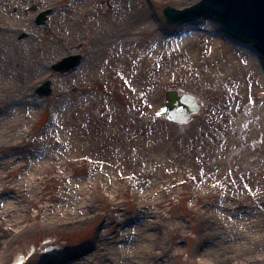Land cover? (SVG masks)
<instances>
[{
	"label": "rangeland",
	"instance_id": "rangeland-1",
	"mask_svg": "<svg viewBox=\"0 0 264 264\" xmlns=\"http://www.w3.org/2000/svg\"><path fill=\"white\" fill-rule=\"evenodd\" d=\"M11 1L21 9L18 18L13 12L0 17L5 28L0 29V264L26 258L33 246L36 252L25 264H264V142L248 151L263 155L259 164L238 154L233 156L237 164H226L222 101L243 82L233 69L210 60L209 43L218 39L229 54L242 58L248 53L244 59L262 65L261 77L264 59L254 46L236 41L214 20L166 23L165 6L183 9L199 0H151L162 31L140 48L150 47L155 59L163 45L170 73L160 89L144 91L131 87L124 75L99 69L101 52L91 48L94 39L46 36L72 29L54 16L61 10L58 0ZM122 1L103 0V5L115 8ZM82 5L77 2V10ZM20 14L33 16L37 37L19 22ZM186 33L188 43L176 51L173 42ZM11 40L20 46L18 62L9 61L5 46ZM191 52L200 59L196 75L173 64ZM72 54H81L83 64L66 73L53 70ZM47 80L52 95H36ZM170 89L200 98L202 110L191 122L160 117ZM241 91L236 102L244 100L251 112L259 102L264 111V86ZM129 130L135 140L127 139L126 145L120 141ZM253 132L264 141V118ZM117 230L123 235L119 243L113 241ZM142 236L155 243H143L144 250L125 257L123 248L136 249ZM47 241L53 251L44 254Z\"/></svg>",
	"mask_w": 264,
	"mask_h": 264
},
{
	"label": "bare ground",
	"instance_id": "bare-ground-1",
	"mask_svg": "<svg viewBox=\"0 0 264 264\" xmlns=\"http://www.w3.org/2000/svg\"><path fill=\"white\" fill-rule=\"evenodd\" d=\"M54 2L55 0H48ZM79 2L82 5L81 11L77 10L76 3ZM64 7V13L61 14V10ZM58 7L60 11L58 14L59 17L57 20L62 19V21L67 23V25L72 28L68 30L70 33H62L59 31H51L47 34V37L54 36L55 38H62L63 36L70 37L71 39L85 37L89 39H94L92 44L93 48L98 47L101 52V63L100 70L106 69L110 70V73L117 72L120 75H124V79L130 83L131 87H140L144 91L155 90L157 91L160 87L166 83L169 79L170 66L166 65V56L163 54V45H159L156 48V58L149 56V49L144 44V49H141L143 42L148 41V39L157 38L160 36L162 29L158 26L160 20V15L157 11L153 10L151 7V0H123L120 6L115 8H106L103 5V0H58ZM21 9V4H17L11 0H0V17L7 15L9 13L18 14ZM79 9V6H78ZM28 14V13H27ZM11 15V14H10ZM21 15V14H20ZM21 20L19 22H26L27 29L31 32L32 37H37L38 32L36 27L31 25L33 23V16L31 15H21ZM50 20V19H49ZM56 20V21H57ZM0 24H3L0 20ZM76 28H73V25H77ZM85 25L83 28L82 25ZM5 25V24H4ZM5 27H11L5 25ZM154 27L152 30L151 28ZM1 30L5 28L0 26ZM17 33L19 30L8 29L6 32ZM9 36L8 33H6ZM50 35V36H48ZM188 42V41H187ZM8 52H11L9 61L13 60L18 62L19 59V44L11 40L10 44H6ZM209 45L210 49V60H215L216 65H223L225 69L232 70L236 78L242 79L243 87L238 91H233V97L230 100L222 101L225 102L221 109L227 110L226 114V131L228 134V145L226 150L228 154L224 151V154L227 157L228 165L237 164L233 156L237 154L242 156L243 160L247 161L254 157L257 160V164L262 161V154H249V150L259 149L260 141L259 135H254V127L261 122L264 118V111H260L259 102L252 104L251 108L253 112L248 110L249 107L246 102H236L234 96L239 95L241 90H247L248 88H257V86H264V75L261 72V77L258 76V69H261L262 65L255 63L252 58L244 59L246 56L250 57L247 53L243 56L236 54H229L227 46L224 45V42L219 41L218 39L211 40ZM206 52V51H205ZM90 53V50H89ZM5 61V60H4ZM203 61V59H202ZM14 62V63H15ZM83 64V63H82ZM173 64L179 68L188 67L194 71L196 75L197 68L200 64V59L198 54L191 52L188 57L184 60L177 61L174 59ZM205 65V62H204ZM206 70V68L204 67ZM235 69V70H234ZM6 69L3 68L2 71ZM20 74H18L19 76ZM102 75V73L98 74ZM229 79H231L229 77ZM231 81V80H229ZM228 82V81H227ZM29 83L24 84L23 95L22 97L27 96V90L29 89ZM232 82L228 85L231 87ZM33 86V85H31ZM233 87V86H232ZM230 111V113H229ZM241 118V119H240ZM263 122V121H262ZM239 123V124H237ZM126 139L120 141L123 144L128 145L127 139L131 140L132 143L134 139V130L127 131ZM251 138V139H249ZM131 142V146L133 145ZM262 145V144H261ZM133 151V150H132ZM134 152V151H133ZM246 152V154H245ZM232 160V161H231ZM254 160V159H252ZM263 171V170H262ZM103 175V173H102ZM129 176H126V179H129ZM24 192L22 193V195ZM71 194H68L65 199L69 200L64 204V207H70ZM12 207V206H10ZM70 212V210H68ZM144 214L143 212L139 213ZM139 216L136 218L138 219ZM129 220V219H128ZM123 224V222H122ZM121 225V224H120ZM131 235L132 232H128L124 236ZM123 236L119 234V231L113 235V241L116 243L120 242V237ZM104 239L108 238L107 236L103 237ZM143 240H137L138 245L133 248H123V255L125 257L131 254L144 250V246H149L150 244L155 243V240L149 236H142ZM144 243V246L142 245ZM82 259V258H81ZM79 260V259H78ZM21 262V258L17 257L14 264Z\"/></svg>",
	"mask_w": 264,
	"mask_h": 264
},
{
	"label": "water",
	"instance_id": "water-1",
	"mask_svg": "<svg viewBox=\"0 0 264 264\" xmlns=\"http://www.w3.org/2000/svg\"><path fill=\"white\" fill-rule=\"evenodd\" d=\"M163 12L171 25L189 23L203 18L215 19L234 38L254 44L264 56V0H200L184 9L166 6ZM47 13L40 15V22L45 20ZM80 61L81 55H72L54 64L53 70L66 72L74 69ZM52 93L50 80L36 90L39 96H50ZM200 109L201 103L196 95L170 90L166 94V106L160 114L164 119L183 124L189 122Z\"/></svg>",
	"mask_w": 264,
	"mask_h": 264
},
{
	"label": "flooded vegetation",
	"instance_id": "flooded-vegetation-1",
	"mask_svg": "<svg viewBox=\"0 0 264 264\" xmlns=\"http://www.w3.org/2000/svg\"><path fill=\"white\" fill-rule=\"evenodd\" d=\"M8 264L10 263V262H7Z\"/></svg>",
	"mask_w": 264,
	"mask_h": 264
}]
</instances>
